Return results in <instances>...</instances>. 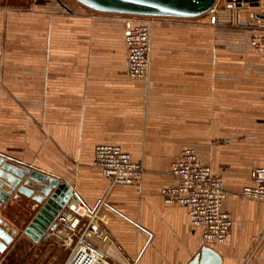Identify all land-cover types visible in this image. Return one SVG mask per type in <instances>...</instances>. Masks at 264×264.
<instances>
[{"label": "crops", "instance_id": "obj_1", "mask_svg": "<svg viewBox=\"0 0 264 264\" xmlns=\"http://www.w3.org/2000/svg\"><path fill=\"white\" fill-rule=\"evenodd\" d=\"M60 5L0 8V155L25 163L53 156L72 178L89 177L92 192L151 235L139 264H186L205 244L223 264H264V201L240 195L252 170L264 168V20L183 30L164 22L145 80L128 74L129 20ZM102 143L140 162L139 184H110L93 165ZM187 147L224 181L233 220L225 242L205 243L188 208L162 193L176 183L171 167ZM88 193L76 199L92 208ZM8 194V202L17 197ZM23 200L31 207L33 198Z\"/></svg>", "mask_w": 264, "mask_h": 264}, {"label": "built area", "instance_id": "obj_2", "mask_svg": "<svg viewBox=\"0 0 264 264\" xmlns=\"http://www.w3.org/2000/svg\"><path fill=\"white\" fill-rule=\"evenodd\" d=\"M213 7H215L216 16L221 21L235 19L234 15L239 11L247 12L249 20L253 23H260L264 20V0H216ZM140 16L151 19L140 20L134 22L133 25L129 23L125 36L128 74L132 79L148 80L152 18L160 16ZM93 164L101 170L111 185L139 184L144 174L140 162L135 160L120 144L102 143L96 146ZM171 173L176 178V183L162 189L166 199L176 201L188 208L191 224L201 229L205 243L225 242L231 234L233 220L230 213L223 209V202L228 194L223 179L214 173L209 164L201 162L194 147L183 149L179 158L173 162ZM251 179L250 184L242 187L240 195L244 198L264 201V168L252 170ZM5 198L6 196L3 199L0 198L3 205L8 203ZM32 205L34 204L31 203V207ZM112 219L122 222L134 232V235H125L123 242L125 248L131 244V241H134L133 238L136 236L138 244L134 253L129 257L113 248L106 238L108 230L112 227ZM57 223L65 232L77 234L62 264H134L148 236L144 229L111 208L104 197L99 200L97 207L92 211L83 202L73 199L66 208L59 212ZM15 231V235L20 233L28 245H18L15 242V235L9 244L25 251L30 258L41 264H50V250L32 238L31 236L35 237L32 232L24 230L22 226ZM4 255L5 261L29 264L25 260L19 261V258L10 252Z\"/></svg>", "mask_w": 264, "mask_h": 264}, {"label": "rangeland", "instance_id": "obj_3", "mask_svg": "<svg viewBox=\"0 0 264 264\" xmlns=\"http://www.w3.org/2000/svg\"><path fill=\"white\" fill-rule=\"evenodd\" d=\"M33 1L34 0H0V8L26 10L32 7ZM53 1L59 4L57 0ZM62 1L70 9H72L73 7H80V12L83 15L96 14L103 16H113L112 18H118L123 21L129 20L130 24L132 25L134 24V22H139L140 20L150 18H143L140 15L132 14L100 12L81 4L77 0ZM60 7L64 12H70L65 9L62 5H60ZM244 12L239 11L236 15H234L235 19L230 21L219 20L216 16L215 7H212L209 11L199 16L190 18L171 16L154 17L152 18V39L156 28L166 25L165 23H167L168 25H178L180 26L179 28H181L180 30H183L185 26L197 27V29L201 28L200 26H214L213 28H215V26L233 28H243L247 27L248 25L251 26L253 24V21H249L246 24L244 23V21L241 20V15H247V12ZM255 24H261V22ZM252 26L257 27L258 25L253 24ZM168 29L175 30V27H168ZM163 33L168 34V32L165 31ZM210 34H213V32H211ZM152 39L150 51H152ZM52 158L53 156H51L50 158H40L36 163H25L19 160H10L6 156L0 155V198L3 199V197L6 196L5 200L8 201L7 198L10 195L8 194L9 190L17 194V197H15L13 201L8 202L6 205L0 203V258L5 257L4 254H8L10 252V250L6 249H8V244L16 233L15 230L17 228H20L24 221H30L37 227V231L44 232L50 236L55 235L56 237H59L60 240L66 241L65 243H67V245L62 248V251H60L59 255L53 258L54 255L52 253H54V251L52 250V248L40 241V238L38 236L39 234H35L33 233L35 231L27 229L29 232H32V234L35 236L33 237L30 235L32 238L44 244L50 250L49 263L62 264L69 251L71 250L77 237V234H69L59 227L57 223V217L59 212L62 209L66 208L67 204H69L73 199H76L77 196L82 198L84 193L88 195V192H91L96 196L95 200L93 201L92 208H89L90 211L94 210L95 207H97L99 200L102 199L103 195L99 196L97 192H92L90 188L86 185L87 182H90L88 181L89 177L87 179L83 178L81 181L72 178V176L68 175V173H66L60 168L56 159ZM32 185L33 187H31ZM30 198H33V207L22 203L24 201L23 199ZM40 199H42L43 202L44 200L47 201V203H45V205L43 204L42 207L40 206ZM146 232L148 233V236L146 237V240L143 243V246L139 254L137 255L134 264H139L140 257L141 255H143V249L151 238L149 232Z\"/></svg>", "mask_w": 264, "mask_h": 264}, {"label": "water", "instance_id": "obj_4", "mask_svg": "<svg viewBox=\"0 0 264 264\" xmlns=\"http://www.w3.org/2000/svg\"><path fill=\"white\" fill-rule=\"evenodd\" d=\"M100 12L132 15L196 17L209 11L216 0H77ZM58 2L68 11L71 9ZM186 264H223V257L214 247L203 245Z\"/></svg>", "mask_w": 264, "mask_h": 264}, {"label": "bare ground", "instance_id": "obj_5", "mask_svg": "<svg viewBox=\"0 0 264 264\" xmlns=\"http://www.w3.org/2000/svg\"><path fill=\"white\" fill-rule=\"evenodd\" d=\"M111 225L112 227L108 230L107 232V240L110 243V245L115 248L116 250H118L121 254L123 255H128V257L130 255H132L134 253L135 247L138 244V241L135 238H133L134 241H131V244L126 246V248L123 246V242L125 240V235H134V232L129 229L128 227H126L122 222H118L115 219H112L111 221ZM22 228L24 230H31V231H35L33 233L35 234H39V238L40 241L43 242L44 244L50 246L52 248V250L54 251V257H56L57 255L60 254V251H62V248L67 245V243H65L66 241H62L60 240L59 237H56L53 233L54 236H50L44 232H39L37 231V227L32 224L30 221H24L22 224ZM115 229V230H114ZM15 242H17L18 245H28L25 242V238L20 236V233L16 234L15 236ZM123 248V249H122ZM8 249L10 250V252L12 253L13 256L19 258L20 260H25L27 261L29 264H41L40 262H38L37 260L30 258L28 253H25V251L19 249L18 247L9 244L8 245ZM127 250V251H126ZM38 253H40V251H37ZM125 255V256H126ZM7 262V263H5ZM0 264H15L11 261H5L2 258H0Z\"/></svg>", "mask_w": 264, "mask_h": 264}]
</instances>
